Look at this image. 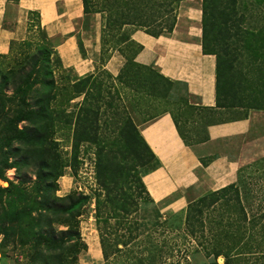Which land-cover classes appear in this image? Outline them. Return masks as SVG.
I'll use <instances>...</instances> for the list:
<instances>
[{
  "label": "trees",
  "instance_id": "trees-1",
  "mask_svg": "<svg viewBox=\"0 0 264 264\" xmlns=\"http://www.w3.org/2000/svg\"><path fill=\"white\" fill-rule=\"evenodd\" d=\"M18 1L8 0V4ZM182 1L82 0V3L85 16L102 15V66L115 50L126 59L117 75L102 67L97 69V74L107 75L112 83L121 84L134 97L146 96L149 107L165 106L149 120L169 112L184 143L193 146L209 139V125L223 122L216 119L219 109H239L242 115L237 119L247 118L251 109L264 110V0H201L203 51L215 54L217 59L215 106L189 102L186 96L175 100L171 94L178 81L154 65L135 60L143 46L133 40L132 33L137 29L154 36L173 32ZM28 12L40 15L36 9ZM27 23L28 36L18 42L11 40L9 52L0 53V178L9 183L0 184V193L13 187L23 189L4 174L7 167H16L9 160L6 144L23 139L35 146L33 149L45 153L42 169L49 168L48 163L59 161L60 157L58 127L68 124L72 129L71 167L75 173L81 142L98 144L99 190L95 193V209L97 221L104 224L99 226V235L103 257L108 262L112 256L128 250L137 239L139 222L134 214L141 201H153L141 167L154 159L155 169L159 161L132 117L121 125L115 113L107 116L114 135L107 142L102 131V124L107 122L102 117L108 113L104 107L107 105L104 83L99 81L97 92L90 88L98 82L95 73L65 85L70 100L84 95L81 103L75 104L76 110L56 105L60 90L56 73L62 60L41 21ZM78 43L85 56L83 42ZM171 104L176 107L166 108ZM23 121L27 125L19 127ZM28 125L33 128L29 130ZM103 141L106 142L102 144ZM212 158L201 161L206 165ZM252 164L240 167L236 181L209 190L187 204L180 229L193 240L195 250L205 252L215 264L220 256L224 258L221 264H264V157ZM52 175L37 173L39 181ZM61 175L62 171L56 172L53 183ZM29 194L25 191L23 197L29 204L26 208L22 205L4 208L0 217L3 241L10 237L8 241H15L12 234L17 229L18 233L29 229L31 234L21 241L24 244L36 241L45 246L48 250L44 254L45 264H76L72 253L85 246L79 224L91 196L74 191L64 196L54 195L49 202H37ZM32 209H36L38 216L32 215ZM44 215L48 219L44 220ZM45 223L48 227L44 232L41 228ZM54 223L67 226L59 230L60 236H56ZM116 225L126 227L130 233L113 235ZM143 261L146 263V258Z\"/></svg>",
  "mask_w": 264,
  "mask_h": 264
},
{
  "label": "rangeland",
  "instance_id": "rangeland-1",
  "mask_svg": "<svg viewBox=\"0 0 264 264\" xmlns=\"http://www.w3.org/2000/svg\"><path fill=\"white\" fill-rule=\"evenodd\" d=\"M58 8L61 13L64 11L62 2H58ZM19 7L17 3H9L7 7L4 26L5 28H14L16 19L19 15ZM40 15H34L28 12V22L34 21L36 24L41 21L43 27L46 26L42 23V11L36 9ZM68 12V9H65ZM50 9H44V21L49 16ZM201 13V0H184L179 7L178 23L180 28L186 30L188 25H191L193 20L197 19ZM63 16V15H62ZM202 18V16H201ZM200 19V18H199ZM64 24L66 28H71L72 33L77 37V40H81L84 45L85 56H87V49L97 45L95 41V34L101 32L102 29V15L101 13H91L87 16L80 15V17H72L71 14L66 15L56 20V26ZM202 28V19H201ZM47 31V29H46ZM55 44V50L58 52L59 44L64 40L66 34L56 33L52 34L47 31ZM25 39L28 36V23L25 31ZM23 39H16L20 41ZM14 41V39H12ZM96 42V43H95ZM59 54V52H58ZM60 56V55H59ZM100 57V55H99ZM61 58V56H60ZM62 60V59H61ZM100 62V58H99ZM58 67L56 73L57 85L60 88L58 100L56 105L61 109L76 110L78 106L76 103H81L84 95L76 96L73 99H69V93L65 90V85H68L81 77L90 73H95L98 82L90 85L91 90L97 92L99 90V81L102 80L103 91L105 92V98L108 113L103 115L102 120L107 121L102 124V131L104 136L108 138L107 142H111L113 139V128H111L107 116L115 113L119 124H123L124 120L128 117H132L138 125V128L143 123L149 121L150 117L155 114L161 113L165 106L149 107L146 102V96L134 97L127 88H123L119 83H112L107 75L97 74L98 68H104L102 64H97L96 68L86 74H80L74 67L64 65ZM105 69V68H104ZM101 87V86H100ZM106 88V89H105ZM11 90V86L7 88ZM187 88L185 84L177 82L173 85L172 97L177 100L182 96H186L189 102L195 103L197 99L187 94ZM35 98L31 99L33 102ZM173 104L166 106V108L173 109ZM152 108V109H151ZM235 108H222L216 112V119L223 122L235 120L241 117L242 113ZM253 116L254 125L251 131L238 145V155L241 158V164L238 167L249 165L254 163L257 159L264 157V110L251 109L249 115ZM27 122H20L19 127H25ZM113 127V126H112ZM33 128L28 125V129ZM56 136L60 140L59 145V161H53L49 164V168L42 169V160L45 155L42 150L33 149L32 145L27 144L23 139H14L11 143L6 144V151L8 152L9 160L16 167H7L4 170L5 176L10 179L15 186L23 188L19 190L18 187H13L10 191H4L0 193V217L3 214L4 208L9 206L27 207L25 191L29 192V195H33V198L38 202H49L54 195L64 196L70 192L79 191L85 194H89L90 200L85 207L84 213L81 215V221L79 229L81 238L84 243V248L80 251L72 253L74 259L77 260L76 264H215L211 262L207 254L200 250H195L194 242L188 236L183 229H180L184 222L185 211L187 205L177 210L169 208L168 204L172 198H168L162 202L155 201H141V205L136 214V220L139 222L138 237L129 245L128 250L122 253L112 256L110 260L105 262L103 252L100 244L99 226H103L96 219V199L95 193L99 190L97 182V147L98 144L89 141H82L78 151L77 172L71 167L72 156V129L68 124H62L58 127ZM106 141L101 142L104 144ZM28 148H27V147ZM37 148V147H36ZM254 165V164H252ZM155 167V160L150 159L148 164L141 167V173L143 177L152 171ZM238 170L236 179L238 178ZM43 172L44 175L52 173L51 177H45L39 181L37 177L38 172ZM62 171L63 175L59 176L56 183L54 182V175L56 172ZM2 179V178H1ZM6 181V180H5ZM233 181V182H234ZM6 185L9 183L6 181ZM57 188V190H56ZM191 188V187H190ZM188 188L187 194L190 201L200 197L211 189L198 190V187ZM180 193H182L180 191ZM26 204V205H24ZM39 205V203H37ZM32 215L38 216L36 209H32ZM44 220L48 219L43 217ZM115 222L114 219H112ZM48 224H44L41 228L45 232ZM63 223H54V228L57 231L56 236H60V229L66 228ZM116 230H113V235L129 234V230L126 227L117 226ZM35 230V229H34ZM19 229L12 235L16 238L15 241L7 239L3 241L4 233L0 232V264H45L44 254H48L45 246L39 245L36 241L29 242L28 244L22 243L21 239L27 240L31 234L30 230L22 231L18 233ZM117 232V233H115ZM115 233V234H114ZM25 234V235H24ZM97 239V240H96ZM97 242V243H96ZM143 258H146V263H143ZM53 262V261H52ZM224 262L222 256L218 257L217 264Z\"/></svg>",
  "mask_w": 264,
  "mask_h": 264
},
{
  "label": "crops",
  "instance_id": "crops-1",
  "mask_svg": "<svg viewBox=\"0 0 264 264\" xmlns=\"http://www.w3.org/2000/svg\"><path fill=\"white\" fill-rule=\"evenodd\" d=\"M59 1L62 2V13L58 8ZM8 5V0H0V53L9 52L12 39L25 37L28 11L41 9L42 23L47 31L66 34L57 48L64 65L74 67L80 74H86L101 64V32L95 34L97 45L88 48L87 56H83L72 29L66 28L67 24L62 22L57 26L55 23L66 13L80 17L83 14L82 0H19V15L14 28L4 26ZM47 8L50 9V18L44 21L43 10ZM201 16L183 31L178 21L173 32L159 36L141 29L135 30L132 38L143 46L135 60L154 65L167 77L185 84L190 94L197 99L195 103L215 106L217 59L215 54L203 51ZM125 60L124 55L115 50L103 67L117 75ZM253 125L252 115L211 124L208 126L209 139L193 146L184 143L169 112L140 125L141 135L159 161V165L143 177L153 199L162 202L172 198L168 206L177 210L190 201L186 191L188 188L215 190L233 182L241 164L237 147ZM210 156H213L212 160L204 165L201 158Z\"/></svg>",
  "mask_w": 264,
  "mask_h": 264
},
{
  "label": "water",
  "instance_id": "water-1",
  "mask_svg": "<svg viewBox=\"0 0 264 264\" xmlns=\"http://www.w3.org/2000/svg\"><path fill=\"white\" fill-rule=\"evenodd\" d=\"M0 183H1L2 185H6V184H7V182H6L5 180L1 179V178H0Z\"/></svg>",
  "mask_w": 264,
  "mask_h": 264
},
{
  "label": "bare ground",
  "instance_id": "bare-ground-1",
  "mask_svg": "<svg viewBox=\"0 0 264 264\" xmlns=\"http://www.w3.org/2000/svg\"><path fill=\"white\" fill-rule=\"evenodd\" d=\"M97 240V239H96ZM97 243V242H96ZM223 258V257H222Z\"/></svg>",
  "mask_w": 264,
  "mask_h": 264
}]
</instances>
